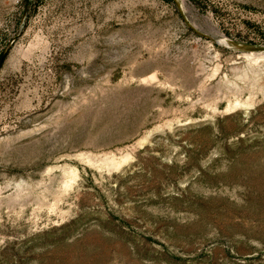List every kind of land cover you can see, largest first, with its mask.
Wrapping results in <instances>:
<instances>
[{"label":"rangeland","instance_id":"rangeland-1","mask_svg":"<svg viewBox=\"0 0 264 264\" xmlns=\"http://www.w3.org/2000/svg\"><path fill=\"white\" fill-rule=\"evenodd\" d=\"M0 264H264V0H0Z\"/></svg>","mask_w":264,"mask_h":264},{"label":"bare ground","instance_id":"bare-ground-1","mask_svg":"<svg viewBox=\"0 0 264 264\" xmlns=\"http://www.w3.org/2000/svg\"><path fill=\"white\" fill-rule=\"evenodd\" d=\"M224 38V37H223ZM221 40H222V42L223 43H225L226 44V46H227V44L228 45H231V46H235V47H240L239 46V44H236V43H234V42H232L231 40H229V39H222L221 38ZM221 42V41H220ZM222 44V43H221ZM254 71H256L255 69H254ZM246 72V71H245ZM247 73V72H246ZM245 73V74H246ZM244 75V74H243ZM246 76V75H245ZM249 79V78H248ZM237 102H239V101H237ZM244 105V104H243ZM247 105V104H246ZM87 155V154H86ZM128 155V154H127ZM81 156V155H80ZM90 156V155H89ZM83 157V156H82ZM88 157V156H87ZM93 158V157H92ZM91 158V159H92ZM124 158H126V157H124ZM127 158H128V156H127ZM87 159V158H86ZM90 159V157H89V160H91ZM105 162H107L108 164H111V165H115V166H117L119 163H120V161H118V160H115L114 158H102ZM117 159V158H116ZM88 160V161H89ZM94 160V159H93ZM124 160V159H123ZM102 162V161H101ZM106 164V163H105ZM74 175V174H73ZM72 177V176H71Z\"/></svg>","mask_w":264,"mask_h":264}]
</instances>
